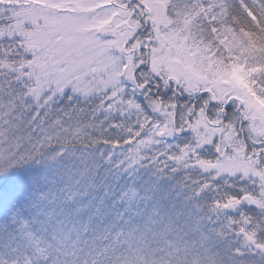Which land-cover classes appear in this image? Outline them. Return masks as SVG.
<instances>
[{
    "label": "snow or ice",
    "instance_id": "1",
    "mask_svg": "<svg viewBox=\"0 0 264 264\" xmlns=\"http://www.w3.org/2000/svg\"><path fill=\"white\" fill-rule=\"evenodd\" d=\"M0 264H264V0H0Z\"/></svg>",
    "mask_w": 264,
    "mask_h": 264
}]
</instances>
